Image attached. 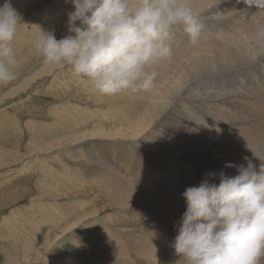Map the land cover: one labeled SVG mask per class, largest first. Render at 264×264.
I'll return each instance as SVG.
<instances>
[{"label": "bare ground", "instance_id": "bare-ground-1", "mask_svg": "<svg viewBox=\"0 0 264 264\" xmlns=\"http://www.w3.org/2000/svg\"><path fill=\"white\" fill-rule=\"evenodd\" d=\"M191 3L194 10L198 13L202 25L199 41L196 44H192L187 34L183 33L184 31H179L180 35H176V31H174L173 42L180 44V49L172 45L171 57L162 60L161 65H159L161 63L159 61L160 63L158 62L150 69L157 73L154 85L150 90L139 92L125 90L114 96H101L103 97L101 99L102 102L100 100L99 102L105 103V105L103 104L104 107L107 104L109 109H106V112L105 108L103 110L100 108L101 110L94 115H89L84 110V106L82 107L83 109L81 107V109L77 108L75 103L77 109L72 111H76L77 114L80 113L79 117L82 116L81 118L83 116L87 117L82 122L81 118L79 119L78 117L79 122L77 115L73 114L78 122L74 121L75 117L73 118L71 111L70 115L63 116L65 113L62 115L60 113L57 116L50 110L52 107L49 109V113H45L44 110H41V107H33L32 103V105L30 103L27 105L28 102L26 103V101H24L25 103L23 102L26 105V109L17 108L19 113H21V110L23 111L22 117L31 115L26 124L24 122L27 133L23 131L24 135L22 134V137L25 136V133L26 137H28V145H25L27 151H32L33 154L39 151L37 155H40L41 152H52L51 149L56 148L59 156L55 158L50 155L47 158H55L54 161L60 162L59 158L66 156L68 157L67 159L73 160L75 165L63 164V172L58 170L59 172L55 173L45 168L42 170L44 177L42 175L36 177L38 189V191H35L38 194L36 198L43 196L49 199L48 201H41L40 199L42 198H40L38 201L32 194L28 195L27 198L34 209L31 211L30 208L31 215L25 216L21 214L22 217L19 219L12 218L15 228L4 229V233L0 234V239L7 242L5 246L4 244L2 245L4 247L0 244V253L2 255L6 254L8 259L6 263H14L25 258L28 260L30 251L33 248L40 247L41 250L46 249L47 253H49L61 247L58 252L73 249L77 253L73 256L62 254L59 258L66 264H179V257L174 253L171 244L177 234L182 214L186 210V201L182 193L189 186H199L205 177L203 178L202 176L204 175L201 176L199 174L201 179L200 177L196 178L194 174L197 173L198 167L194 165V160L191 159L192 154L189 152H177L176 148L192 149L193 147L195 151L200 150L195 143L198 140V143L204 142L205 145L211 146L216 151V154L214 153L215 158L212 155L207 166L203 165L206 167V171L204 167L201 168L199 166L201 172L200 170L198 172L201 174H205L211 165L218 168L217 163L224 165L226 162H233L246 165L247 161L244 157H248L256 166L257 171H259L260 164L264 163V48L255 44L253 37L255 30L259 26L264 25V10L247 9L243 4H237L236 0H191ZM216 21L225 23H215L213 25ZM206 23L208 27H206ZM27 44L29 45L31 42L29 41ZM29 49L31 51L33 48ZM187 51H189L188 54L180 57L182 53ZM47 67L41 68L42 72L45 69H50L45 72L53 73L56 78L58 74L54 71L56 67ZM38 74V72H35L34 75L32 73L28 80L37 78H34V76ZM72 74L68 75V77L72 76ZM64 75H67L66 72ZM222 75H226V78H222ZM67 79L70 80V78ZM211 80L218 82L219 86L217 87L215 84V94H212L210 98L204 95L205 90L203 87L207 88ZM61 81L62 83L65 82H63V78ZM73 81L77 84L79 83L78 80ZM88 82L83 81L82 85L87 87L86 84H89L91 88L93 87L94 92L90 90V92L94 93L93 96V93L91 94V100L96 101L98 105V99L101 97L95 91L94 86ZM56 85L55 87H58ZM65 85H67V82ZM57 89L60 90L62 88L59 86ZM86 89L89 88L87 87ZM183 90V96L188 98V101L185 99V103L180 102L182 100L178 98ZM49 91L51 92V90ZM86 91L88 92V90ZM72 92L75 91L72 90ZM10 93L8 92L5 96L8 97ZM228 95L232 97H228ZM58 97L61 96L58 95ZM61 98L58 99L60 100ZM26 99L27 101L33 100L30 102L35 103L37 98L29 94ZM39 100L42 99L39 98ZM4 101L0 100L3 103ZM175 102L179 106L184 105V111L187 113L191 111L192 107L190 105L193 106L196 111L193 110V114H190L192 119L189 114H184V111H181L180 108L176 109L172 105ZM204 105L214 106L217 109L216 118L219 120V124H215L213 120H203L202 115L195 117L196 113L199 112L198 107H203ZM77 106L81 105L78 104ZM239 107L240 110L242 109L240 113L245 114V117L243 116L245 118L244 123L237 122L238 124L234 125L233 115L236 111H239ZM56 111L54 110L53 112ZM62 111L65 112V109ZM50 112L55 117L51 116ZM38 114H41L42 117L47 116L46 119L50 116L53 118L50 121H37L35 117ZM1 115L0 113V120ZM18 115H14L13 119L7 118L3 125L0 124V142L1 140L4 143L5 141H11L12 137L20 140L19 126L21 124L18 121ZM219 115L225 118L226 116H233L227 118L234 124L223 125L227 118H219ZM67 116H71L73 120H70V117L68 118ZM248 118H250V124L248 122L245 123ZM87 120L89 123L93 120L94 125L91 126V123L89 124ZM85 122L91 127L83 126ZM108 122L116 123L118 129L122 127L118 132H114L115 137L110 132L100 131L106 127ZM231 126H234V128L230 129ZM74 128L75 130L72 131ZM44 129L50 131L51 134L48 136L45 131L39 133ZM91 130L92 132H90ZM146 132L148 133L146 134ZM48 137L53 139V145L45 142ZM95 137H101L102 139L119 138L121 142L116 144L113 141L110 142V140H102L101 138V140L98 139L99 141H91ZM155 137L159 138L158 143L157 140H154ZM126 140H130L129 142L135 147L132 153L128 148L130 143H124ZM153 141L156 142V145L151 147L152 151L143 152L146 148V143ZM201 144L203 145V143ZM33 150L37 151L34 152ZM135 151H138V153L135 154ZM7 153L0 151V166L9 165L18 157L11 155L13 158L9 159L8 156L10 154ZM209 154L211 153L208 152L205 156H209ZM254 155L258 156L261 161ZM174 158H177L176 162H174ZM77 160L81 163H77ZM29 161L23 162L24 164L20 169L11 168L7 172L4 171L5 173L0 174V176H4L10 184V179H13L15 183L26 172L30 164ZM43 161L45 160L43 159ZM175 165L183 166V169L176 172L179 173V176L174 175L173 170H178ZM230 169V171H236L235 168ZM159 171L163 172L158 173ZM210 172H213V170ZM26 175L28 176V174ZM171 175L173 176L168 180L167 177ZM121 176L126 177L128 180L136 179L141 185H144L145 189L136 187L133 182H127L126 187H124L118 179ZM25 177L23 176L20 180H24L23 178ZM164 178H167L168 181L165 182ZM22 180L20 181L22 185H19L24 188ZM211 182L219 183V180L214 178ZM27 187L29 188V184H27ZM27 187L26 190H28ZM159 189L166 191L165 198L167 203L158 205L149 200L147 205L138 206L137 210L133 207L140 195H153ZM65 196L69 199L68 201H59L61 197L65 198ZM98 197L102 198L101 202H103L105 208L116 209L117 214H107L104 220H101L102 217L97 218L94 212H99L104 207H101V205L100 208L94 210L95 206H93V203ZM33 199L36 200L32 201ZM8 200L1 202V204L8 203ZM139 209H143L148 215L139 214L142 213ZM18 214L20 213L18 212ZM167 219L175 225L169 224ZM82 223H84V227L76 230L75 227L82 225ZM116 225L117 227H115ZM152 227L156 230L157 242L152 239L153 235L150 233ZM73 229L76 231L72 235L79 232L86 233L88 237L86 239L76 237H74L75 240L69 239L71 236L67 234ZM15 231L16 233L21 231L22 234L13 236V239H8L7 235L13 234ZM125 235H134L135 241H137L135 237L138 236L137 239L141 251L139 250V254H136L135 258L140 257L142 261L132 258L131 254H129V250L135 247V243L131 239H127ZM57 238H60V240L64 238V243L59 245ZM100 248L103 250H100ZM42 256H39V258ZM88 256L97 257L99 260H86L85 258ZM39 261L40 264L43 261L48 263L49 259L42 257Z\"/></svg>", "mask_w": 264, "mask_h": 264}, {"label": "clouds", "instance_id": "clouds-1", "mask_svg": "<svg viewBox=\"0 0 264 264\" xmlns=\"http://www.w3.org/2000/svg\"><path fill=\"white\" fill-rule=\"evenodd\" d=\"M71 3L74 11L68 13V35L57 40L54 31L39 26L29 33L30 42L45 66L70 68L100 96L150 90L157 75L150 69L171 57L174 30L182 28L192 44L201 36L202 25L191 0ZM236 3L264 10V0ZM20 23V14L10 0H4L0 6V86L16 79L13 41ZM253 40L264 48V25L255 30ZM244 159L246 165L224 164L235 168L236 175L208 172L199 186H189L182 193L186 210L171 244L179 264L264 262V163L257 171L248 157ZM217 175L219 183L211 182Z\"/></svg>", "mask_w": 264, "mask_h": 264}, {"label": "rangeland", "instance_id": "rangeland-1", "mask_svg": "<svg viewBox=\"0 0 264 264\" xmlns=\"http://www.w3.org/2000/svg\"><path fill=\"white\" fill-rule=\"evenodd\" d=\"M10 2H11V5L17 10V12L20 14V16H21V23H20V25L18 26V31H17V35H16V37H15V40L13 41V48H14V51H15V55H16V60H17V67H16V69H15V71H16V79L14 80V81H12L11 83H9V84H7V85H3V86H0V100H2V101H4V103L3 102H0V113L2 114L1 115V120H0V124H4V121L7 119V118H11V119H13V117H14V115H18V109L17 108H25L26 109V105H24L23 104V102L24 101H26V103H27V105L30 103H32L33 104V107L34 106H39V107H41V110H44L45 111V113H49V111L51 110L52 111V113H55L57 116H59L58 114H60V115H62L63 113H65V115L63 114V116H66L67 114L68 115H70L71 113H72V115L74 114L76 117H77V120H79L81 117H79L80 116V113H78L77 114V112L75 111H72V110H75V109H77V108H82L83 106H84V110H86L87 112H88V114L89 115H94V114H96V112L97 111H100L101 109L103 110V108H105V111L107 112V110L109 109L108 107V105L106 104V107H104V105H105V103H101L102 101H101V99L103 98V97H101L100 99H98V102H99V100L101 101V102H99V104L97 105V102L96 101H94V100H91V97L94 95V91H93V87L91 88L90 86H89V84H86L87 85V87L89 88V89H86L87 87H85V85H82V82L83 81H88L87 79H85L84 80V78H76L78 81H79V83L77 84L76 82H74L73 80H75V81H77L74 77H76L74 74H72V72H70V74H72V76H74V77H72V76H69L68 77V75H70L69 74V71H71L70 70V68H68V67H64V66H61V67H56L55 68V72L56 73H58L57 74V76H56V78H55V75H53V73H47V72H45L46 70H50V69H45V71L44 72H42V70H41V68H43L45 65H44V63H43V61H42V59L40 58V57H38L36 54H35V52H34V50L32 49L31 51H30V49L29 48H31L32 47V45L31 44H27L29 41H30V37H29V33H31V32H34V31H38L39 30V26L41 27V28H43L44 30H46V31H54V34H55V36H56V38H57V40H59V39H61L62 37H64V36H66V35H68L69 34V32H68V28H67V20H68V13L70 12V11H74V6L72 5V3H71V0H10ZM4 4V0H0V6H2ZM200 23H201V21H200ZM207 23H210V22H207ZM205 24L206 25V27H208V24ZM215 23H225V22H220V21H216V22H214L213 23V25H215ZM77 25H79L78 24V22H77ZM182 29V28H181ZM174 31H176L175 33H176V35H180L181 33H178L179 31L180 32H183V29L182 30H180V29H177V30H174ZM184 34H185V32H183ZM172 45H174V46H176L178 49H180V44L178 45L177 43H174V42H172ZM178 45V46H177ZM189 53V51H187V52H184V53H182L181 55H180V57L181 56H183V55H186V54H188ZM161 62V63H160ZM159 63V65H161L162 64V60L160 61ZM43 64V65H42ZM43 66V67H42ZM48 68V67H47ZM40 71V72H39ZM59 71H61L60 73H59ZM67 71H68V73H67ZM35 72L37 73H39L38 75H36V76H34V78L35 77H37V78H35V79H33V80H28V77H31V74L33 73V75L35 74ZM65 72H66V74L67 75H64L65 74ZM64 73V74H63ZM45 74V75H44ZM61 76H62V78H63V82L64 83H62V78H61ZM64 76V77H63ZM60 77V78H59ZM72 77V78H71ZM222 78H226V75H222L221 76ZM67 78H70V80L69 79H67ZM65 79V80H64ZM69 80V81H67V80ZM73 79V80H72ZM79 79H81V80H83V81H81V80H79ZM214 79V78H213ZM53 80H54V83H53ZM56 80V81H55ZM59 80V81H58ZM80 81H81V83H80ZM57 82H59V83H57ZM62 84H61V83ZM67 82V85H65V83ZM51 83V84H50ZM73 83V84H72ZM75 83H76V85H75ZM89 83V82H88ZM52 85V86H50V85ZM56 84H58V85H56ZM69 84V85H68ZM215 84L217 85V87L219 86V83L218 82H214L213 80H211L210 82H209V85L207 86V88H204L203 87V89L205 90V93H204V95H206V96H208V97H210L212 94H215V88H216V86H215ZM55 85L56 86H58V87H55ZM61 85H63V86H61ZM73 85V86H72ZM82 85V86H81ZM50 86V87H49ZM59 86H60V88H62V89H57V88H59ZM64 86H66L65 88H64ZM72 86V87H71ZM73 87H74V89H73ZM82 87V88H81ZM48 88H50V89H48ZM52 88V89H51ZM56 88V89H55ZM66 89V90H64V89ZM45 91H44V90ZM55 89V90H54ZM49 90H51V92L49 91ZM63 91V93H62V91H61V93H59V91ZM69 90V91H68ZM72 90L73 91H77V93H75V92H72ZM80 90H82V91H80ZM86 90H88V92L86 91ZM90 90H92L93 92H90ZM224 91H225V89H223ZM40 91H41V93H40ZM54 91H56V92H54ZM68 91V92H67ZM86 91V92H85ZM96 91V90H95ZM200 91L203 93V90H201V88H200ZM8 92H11L9 95H8V97H6L5 95H7V93ZM81 92H83V93H81ZM85 92V93H84ZM57 93V94H56ZM68 93V94H67ZM69 93H70V95H72V96H70L69 95ZM72 93H74V94H72ZM79 93H80V96H79ZM90 95H89V94ZM93 93V94H92ZM184 90L183 91H181V94L179 95V99H181L182 101H180V102H186L185 101V99L187 100L188 98H186V96H183L184 94ZM29 94L30 95H33V96H35L37 99L35 100V103L34 102H30V101H33V100H30V101H27V96H29ZM52 94V95H51ZM77 94H78V96H77ZM81 94H82V97H81ZM85 94H88V95H85ZM91 94H92V96H91ZM58 95H60L61 97L63 96L64 97V99H63V97L61 98V97H58ZM66 96H68V97H66ZM73 96H74V98H76V100H74V98H73ZM85 96H86V98H85ZM232 97L231 95H228V97ZM70 97V98H69ZM79 99H78V98ZM99 97V96H98ZM181 97H185V98H181ZM4 98V99H3ZM8 98V99H7ZM39 98L40 99H42V100H39ZM58 98H61L62 99V101H63V103H62V101H60ZM81 98V99H80ZM83 98V99H82ZM211 98V97H210ZM26 99V100H25ZM78 99V100H77ZM90 99V100H89ZM184 99V100H183ZM67 100V101H66ZM88 100V101H87ZM57 101H59V102H57ZM66 101V102H65ZM93 101V102H92ZM188 101V100H187ZM51 102V103H50ZM61 102V103H60ZM67 102H71L72 104H73V106H71L72 104L71 103H67ZM91 102V103H90ZM17 103V104H16ZM25 103V102H24ZM50 103V104H49ZM54 104V106H53V104ZM59 103V104H58ZM65 103V104H64ZM78 105H81V106H77L76 104ZM93 103V104H92ZM96 103V104H95ZM232 103V102H231ZM31 104V105H32ZM61 104V105H60ZM64 104V105H63ZM69 106V108H68V106ZM104 104V105H103ZM44 106V108H43V106ZM56 105H58V106H56ZM75 105H76V107H75ZM102 105V106H101ZM172 105H174V107L176 108V109H179L180 108V110L181 111H184L185 109V107H184V105H178V103H173ZM10 106V107H9ZM19 106V107H18ZM48 106V107H47ZM56 106V107H55ZM67 106V107H66ZM88 108H86V107ZM108 106V107H107ZM52 107V108H51ZM57 107H59L58 109H57ZM60 107H62V108H60ZM73 107V108H72ZM75 107V108H74ZM93 107H95L93 110H92V108ZM99 107V108H98ZM190 107H192L191 108V111H188V113L187 112H185L184 111V114H189V116H190V114H193V110H195V109H193V106H191L190 105ZM197 107V106H196ZM10 110H9V109ZM51 108V109H50ZM53 108H56V109H53ZM66 108H68V109H66ZM80 108V109H81ZM90 108V109H89ZM101 108V109H100ZM111 108V107H110ZM199 108V112L198 113H196V116L195 117H198L199 115H202L201 117H202V119L204 120H213V122L215 123V124H219V120L216 118V114H217V109L214 107V106H212V107H210V105H204L203 107H198ZM241 108H243V107H241ZM50 109V110H49ZM53 109V110H52ZM65 109V112L64 111H62L61 112V110H64ZM83 109V108H82ZM97 109V110H96ZM107 109V110H106ZM189 109V108H188ZM46 110H48V111H46ZM54 110H57L56 112H53ZM67 110V111H66ZM247 110H248V108H247ZM70 111H71V113H70ZM196 111V110H195ZM240 111L242 112V109L240 110V107H239V111H236L235 113H234V123L233 122H230V119L228 120V118L229 117H233V116H226V118H227V120H225V124L223 123V125H227V124H229V123H232V124H234V125H236V124H238L237 122H239V123H244V115L245 114H243V113H240ZM17 114H16V113ZM105 112V113H106ZM210 112V113H209ZM216 112V113H215ZM239 112V113H238ZM245 112V111H244ZM22 113H23V111L21 110V113H19V115L17 116L18 117V121H19V123L21 124L20 126H19V128H20V132H19V138H20V140H18V139H16V138H14V137H12L11 138V141H5V143L4 142H2L3 140H1V142H0V146H2L3 147V149H2V147L0 148V151H5V152H8L10 155L8 156L9 157V159L10 158H13L11 155H16V156H18L16 159H15V161L14 162H12V163H10L9 165H6V166H8V167H6V166H4V165H2V166H0V174H4L5 172H7V171H9L11 168L13 169V168H15L16 170H17V168H19L20 169V167H22L23 166V162H26V161H32V162H30L29 161V165L31 166H29L28 165V168H27V170H26V172L25 173H23L24 175V177L26 176V177H28L29 178V180H27L28 178H23L24 180H25V182H24V180H22L23 181V186H25L24 188H22V182H20L21 180H20V178H22L21 176H20V178L14 183V180L13 179H10L9 181L11 182V184L10 183H8V180L4 177V176H0V234H3L4 233V229H7V228H15V225L13 224V222H12V218H21L22 217V215L21 214H23V215H25V216H28V215H31V211L32 210H34L31 206H32V204L29 202V200H28V198H27V196L28 195H33L35 198H36V196L38 195L35 191H38V189H37V186H36V182H37V179H36V177L38 176V175H42L43 177H44V175L42 174V170H44L45 168L47 169V170H52V172H59V171H61V172H63V166L65 165V164H67L68 165V163L70 164V165H75L74 164V161L73 160H71V159H67L68 157H66V156H64V157H60L59 159H60V162H58V161H54V159L56 158V157H58L59 156V153L57 152V149L56 148H54V149H51L52 150V152L51 151H47V152H41V154L38 156L37 155V153H39V151L38 152H35V151H37V150H33L34 152H35V154H33V152L32 151H27L26 150V148H25V145L27 144L28 145V143H27V141H28V137H26L27 135H26V127H24V126H26V125H24V122H25V124H26V121H28V119L31 117V115H29V116H25V117H22L21 115H22ZM51 112H50V115L52 116L53 115V117H55V115L54 114H52ZM209 113V114H208ZM213 113V114H212ZM241 116H240V115ZM73 115V118L75 117ZM49 117L48 119H46V117L47 116H43L42 117V115L41 114H38L35 118H36V120L38 121V120H41V121H50V120H52L51 118H53V117ZM56 116V117H57ZM98 116V115H97ZM244 116V117H243ZM20 117V118H19ZM68 117V116H67ZM70 117V120H73V118L71 117V116H69ZM68 117V118H69ZM76 117H75V120L74 121H76V122H78L77 120H76ZM78 117H79V119H78ZM191 117V116H190ZM217 117H218V115H217ZM21 118H23V119H21ZM86 119L87 117H85V116H83V118H81L82 120H81V122L83 121V119ZM219 118H224V119H226L224 116H222V115H219ZM242 118V119H241ZM20 119V120H19ZM191 119H192V117H191ZM238 119V120H237ZM15 120V119H14ZM22 120V121H21ZM24 120V121H23ZM95 120V119H94ZM249 120V121H248ZM79 122H80V120H79ZM87 122L89 123V121L87 120ZM93 122V123H92ZM249 123L250 122V118H248V119H246L245 120V123ZM84 123V122H83ZM88 123H86L85 122V124L83 125V126H85V127H91V126H93L94 125V121L92 120L89 124L91 125V126H89V124ZM250 124V123H249ZM222 125V126H223ZM22 128H25V129H22ZM234 128V126H231L230 127V129H233ZM119 129H122V127H120ZM118 128H117V124L116 123H114V122H108V123H106V127L104 128V129H102V130H100V131H107V132H110L113 136H114V132H118V130H119ZM22 130V131H21ZM75 130V128L74 129H72V131H74ZM23 131H25L26 133H25V136H23L22 137V134L24 135V132ZM42 131H45V132H47L48 133V136L51 134V132L50 131H48V130H41L39 133H41ZM90 132H92V130L90 131ZM186 132V131H185ZM148 132H146V134H147ZM150 135V134H149ZM115 137V136H114ZM101 138V137H100ZM99 137H95L94 139H92L91 141H99V140H101ZM16 139V140H15ZM27 139V140H26ZM99 139V140H98ZM112 138H103L102 140H110V142H115L116 144H117V142H118V144H120V142H121V140H119V138H113L112 140H111ZM115 139V140H114ZM118 140V141H117ZM154 140H157V143L159 142V138L158 137H155L154 138ZM19 141H20V143H19ZM130 140H126V142L124 141V143L125 144H127V142H129ZM46 143H49V144H51V145H53L54 144V141H53V139L52 138H50V137H48V139L45 141ZM199 141L197 140V141H195V143L197 144V146L200 148V150H194L193 149V147H192V149H185V148H183V147H177L176 148V151L177 152H182V153H185V152H189L190 154H192V157H191V159H193L194 160V165L195 166H197L198 168H197V173L196 174H194V176L196 177V178H198V177H200V179H201V176L202 175H204V176H202L203 178L205 177V174L206 173H208V172H210V171H212L213 170V172H216L217 174H218V172H220V171H224V170H226V168L224 167V165L222 164V165H220L219 163H217V167L218 168H215L214 166H209L210 168L208 169V171L204 174V173H200L201 172V168H203L204 166H207V164L209 163V161H210V159H211V157H212V155H214L213 157L215 158V154H216V151H214V149H212L211 148V146H209V145H205L204 144V142H200V143H198ZM130 143V145L128 146V148H129V150H130V152L132 153L133 151H134V146L131 144V142H129ZM201 143H203V145H204V147H203V145L201 144ZM6 144V145H5ZM155 145H156V142L155 141H153V142H149V143H146V148H145V150L143 151V152H145V151H152V149H151V147H155ZM8 146V147H7ZM113 146V145H112ZM7 147V148H6ZM207 147H209V148H207ZM5 148V149H4ZM201 149H203V150H201ZM25 151V152H24ZM212 151V152H211ZM26 152H28V153H30V154H28V153H26ZM199 152H200V154H199ZM211 153V154H209V156L207 155V156H205V154H207V153ZM7 153V154H8ZM50 153V154H49ZM136 153H138V151L136 152L135 151V154ZM204 155H203V154ZM215 153V154H214ZM23 154V155H22ZM25 154V155H24ZM26 154H27V156H26ZM44 156H43V155ZM45 154H46V156H45ZM57 154V155H56ZM30 155V156H29ZM50 155H53L55 158H47L48 156H50ZM211 155V156H210ZM27 157V158H26ZM209 157V158H208ZM33 158H35V159H33ZM42 158V159H41ZM64 158H65V160H64ZM196 158V159H195ZM219 158V157H218ZM32 159V160H31ZM43 159L45 160V161H43ZM58 159V160H59ZM62 159V160H61ZM127 159V158H126ZM217 159V158H216ZM33 160H35L36 161V163H35V161H33ZM71 160V161H70ZM197 160V161H196ZM221 160H223V159H221ZM63 161V162H62ZM67 161H69V162H67ZM177 161V158H174V162H176ZM201 163H200V162ZM215 161V160H214ZM39 162V163H38ZM50 162V163H49ZM72 162V163H71ZM77 163H81L79 160H77L76 161ZM199 162V163H198ZM45 163V164H44ZM52 163V164H51ZM57 163V164H56ZM51 164V165H50ZM64 164V165H63ZM200 164V165H199ZM219 164V165H218ZM63 165V166H62ZM202 165V166H201ZM204 165V166H203ZM49 166V167H48ZM201 168H200V167ZM33 167V168H32ZM59 167V168H58ZM175 167L176 168H178V170H173L174 171V175H178L179 176V173H176V172H179L181 169H183V166H177V165H175ZM32 168V169H31ZM213 168V169H212ZM216 170H215V169ZM222 168H223V170H222ZM204 169H205V171H206V167H204ZM211 169V170H210ZM219 169H221V170H219ZM230 169V168H229ZM229 169H227L226 171H225V174L226 175H236L237 173H236V171L234 172V170H232V171H230ZM234 169V168H233ZM38 170V171H37ZM59 170V171H58ZM200 170V172H198ZM5 171V172H4ZM3 172V173H2ZM29 172V173H28ZM161 172H163V171H159L158 173H161ZM230 172V173H229ZM234 173V174H233ZM26 174H28V176L26 175ZM30 174V175H29ZM112 174V173H111ZM199 174L201 175V176H199ZM112 175H114V174H112ZM30 176V177H29ZM173 175H171V176H168L167 178H168V180H170L169 178H171ZM34 179H32V178ZM167 178H164V180H166L165 182H167L168 180H167ZM118 179L121 181V184H123L124 185V187H126L125 185H127V182H133L134 184H136V187H139V188H141V189H145V187H144V185H141L136 179H132V180H128L126 177H123V176H121L120 178L118 177ZM176 179V178H175ZM216 179L217 180H219L218 179V175H217V177H216ZM33 180V181H32ZM176 180H178V179H176ZM19 181V182H18ZM27 181H28V183H27ZM30 182V183H29ZM17 183V184H16ZM32 183V184H31ZM19 184H21V185H19ZM26 184V185H25ZM27 184H29V188L31 187V189H29L28 187H27ZM26 187H27V189L28 190H26ZM25 189V190H24ZM126 189V188H125ZM165 193H166V191H163V190H161V189H159L158 191H156L153 195H146V194H143V195H140V198H138V200H137V202H135L134 204H133V207L137 210V207L138 206H143V205H147L148 204V201L149 200H151V201H153V202H155V203H157L158 205H163L164 203H167V200H166V198H165ZM7 194V195H6ZM40 198H42V199H40ZM43 196L42 197H37L36 199H38V201H39V199L41 200V201H48V199L49 198H47V197H45L44 198V200H43ZM9 199V200H8ZM36 199H33L32 201H35ZM6 200H8V203H4L3 205L1 204V202H5ZM69 199L65 196V198H63V197H61V199H59V201H61V202H66V201H68ZM98 200V201H97ZM102 201V198L101 197H98L94 202L95 203H93V206H95L94 208V210H96V209H98V208H100V206L101 207H103L104 206V204H103V202H101ZM19 208V209H18ZM30 208H31V211H30ZM105 206L101 209V210H99V212H94L95 214H96V217L97 218H101V220L103 219H105V216L107 215V214H110V213H116V209L115 210H113L112 208L110 209V208H105ZM139 210H141L142 211V213H139V214H141V215H148V213L146 212V211H144L143 209H139ZM28 211V212H27ZM30 211V212H29ZM113 211V212H112ZM18 212L20 213V214H18ZM13 214V215H12ZM32 214H33V212H32ZM103 214V215H102ZM117 214V213H116ZM50 215H52V214H50ZM10 221V222H9ZM167 221H168V223L169 224H172V225H175L174 223H172V222H170L168 219H167ZM6 224H8V225H6ZM6 225V226H5ZM81 227H84V223H82V225L80 224V225H78V226H76L75 227V229L76 230H79L78 228H81ZM115 227H117V225L115 226ZM18 229V228H17ZM76 230H71L67 235L68 236H71L69 239H72V240H75V238L74 237H76V238H79V239H82V238H85L86 239V237H88L87 236V234L86 233H79V232H77L75 235H72V233L74 232V231H76ZM59 232H60V230H58ZM19 233H16V231L13 233V234H8L7 235V237H8V239H13V236L15 237V236H20V234H22V232L21 231H18ZM123 232V231H122ZM150 233H151V235H153V241H155V242H157L158 241V239H157V237L155 236V233H156V230H155V228L154 227H152V229H151V231H150ZM10 235H12L11 236V238H9L10 237ZM123 235H124V232H123ZM137 235V234H136ZM126 237H127V239H131L134 243H135V247H132L130 250H129V254H131V257L132 258H134V259H136L135 257H136V254H139V250L141 251V247H140V245H139V241H138V236L137 237H135V239L137 240V241H135L134 240V235H125ZM64 238H62V240H60V238H57V243L59 244V245H62V243H64ZM16 243H18V242H16ZM136 243H138V244H136ZM0 244H1V246L4 244V246L7 244V242H4L3 240H1L0 239ZM145 244H147V242H145ZM4 246H2V247H4ZM58 249H61V247H58V248H56V250L55 251H50V252H53V253H47V250H46V252H44L45 250H41V248L40 247H37V248H33V249H31V251H30V256H29V259L27 260V258H25L24 260H17V261H15L14 263H12V262H8L9 264H20V263H24V264H40V259L42 258V257H44V259H49V262L48 263H46V262H42L41 264H66L63 260H61L59 257L62 255V254H66V256H73V255H76L77 253L75 252V250H73V249H69V250H66L65 252L63 251V252H58ZM2 250H3V248H2ZM18 250V249H17ZM16 250V251H17ZM100 250H103L102 248H100ZM1 252V251H0ZM36 252H39V253H36ZM146 252V251H145ZM7 253V252H6ZM26 253H27V250H26ZM69 254V255H68ZM43 255V256H42ZM39 256H42V257H40L39 258ZM35 257V258H34ZM37 258V259H36ZM86 260L87 259H95V260H99L97 257H94V256H88L87 258H85ZM7 256H6V254H1L0 253V264H8V263H6L7 262ZM84 260V259H83ZM136 260H141V258L139 257V258H137ZM142 261V260H141ZM39 262V263H38ZM264 262H262V264H263ZM68 264H72V263H68ZM174 264V263H173Z\"/></svg>", "mask_w": 264, "mask_h": 264}]
</instances>
